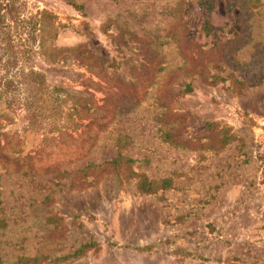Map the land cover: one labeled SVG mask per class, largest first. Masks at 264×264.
Here are the masks:
<instances>
[{
	"label": "rangeland",
	"instance_id": "rangeland-1",
	"mask_svg": "<svg viewBox=\"0 0 264 264\" xmlns=\"http://www.w3.org/2000/svg\"><path fill=\"white\" fill-rule=\"evenodd\" d=\"M199 1L39 0L49 46L93 55L39 62L87 98L93 142L0 101V264H264V0Z\"/></svg>",
	"mask_w": 264,
	"mask_h": 264
},
{
	"label": "trees",
	"instance_id": "trees-1",
	"mask_svg": "<svg viewBox=\"0 0 264 264\" xmlns=\"http://www.w3.org/2000/svg\"><path fill=\"white\" fill-rule=\"evenodd\" d=\"M213 3V0H200L198 6L210 11ZM37 4L39 0H0V101L3 100L15 110L25 111L32 125H39L43 130L50 126L54 129L61 122L60 130L68 134L69 143L79 145L78 151L83 153L89 150L93 142L90 134L94 125V120L90 118L91 106L86 97L60 86L49 85L39 62L62 66L76 63L88 73L93 55L85 46L70 49L49 46L47 41L55 40L58 35V18L51 10L40 9ZM68 4L76 10L84 9L83 5L72 1ZM89 83L90 78L86 77L82 86L88 90ZM68 102L70 107L65 110ZM208 126L210 128L211 124ZM87 145L88 148L84 149ZM257 147L261 150L256 158L264 187V142ZM84 153L88 154L87 151ZM122 159L118 155L115 160L105 164L117 165ZM133 162L126 158L124 164ZM153 187L152 181L140 176L137 183L140 193H150ZM161 187H170V181L163 180Z\"/></svg>",
	"mask_w": 264,
	"mask_h": 264
}]
</instances>
